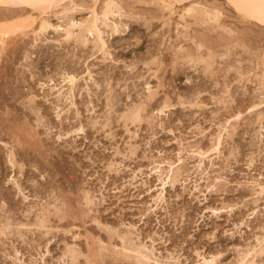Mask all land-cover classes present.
I'll return each mask as SVG.
<instances>
[{
  "label": "rangeland",
  "instance_id": "1",
  "mask_svg": "<svg viewBox=\"0 0 264 264\" xmlns=\"http://www.w3.org/2000/svg\"><path fill=\"white\" fill-rule=\"evenodd\" d=\"M91 1L77 0L80 8L70 14L75 16L78 22L84 21L83 19L86 20L88 16L91 17L93 7H96V10L100 9L105 2V0ZM118 1L123 12V17L119 16V32L112 33L109 29H103L106 30L103 37L110 52V57L106 56L107 60L102 52H96L92 48V42L85 47L73 42L60 44L56 41L58 34L52 31L47 32L44 38H39L40 41L36 44L33 43L34 36L32 37L31 34L23 36L22 33L15 38V43L7 47L4 54H0V217L8 215L14 218L17 222L13 226L16 227L11 231L16 232L19 229L18 222L34 223L33 214L29 217L24 212L29 205H41L42 202L44 204L51 199L53 202L55 196H61L62 202L59 200L56 203L59 205L65 200L64 210L67 211L66 218L61 222L56 217L51 218L50 229L46 234L45 230L39 231L36 227H32L34 225H30L31 227L27 226L28 228L24 226L27 231L21 229L24 239L16 236L17 234L8 237L1 235L3 238L0 241V264H14L12 259L14 250L20 252L19 257L23 260L16 261L17 264H92L85 261L84 257L91 255L92 252L89 251H93L90 248L93 247L95 240H98L96 238L101 236L100 238L106 240V243L108 239V232L101 229L99 223L94 221L96 216L101 222L121 230L126 229L129 223L134 224L135 229L138 230L133 231L140 230L139 233L134 234L135 236L141 235L140 239L146 237L144 240L148 243H151L150 237L154 238L155 247L158 248L157 256L160 251V256H166L168 253L181 255L180 264H195L198 260L197 252L204 255H218L220 257L218 264H234L245 250L259 248L256 237L264 233V197L261 196L259 201L255 200L257 196L252 195L254 191L250 182L257 178L264 181V143H262L264 130L261 129L263 134L257 136L260 129L258 130L256 123L259 112L264 114V104L259 108L251 109V107L258 104L260 98L264 96V89L259 83L260 72H263L261 69L264 68V25L250 18L249 21L245 19L241 13H237L228 0H193L213 9L218 6L215 9H220L218 10L222 18L220 23L225 22L227 29L224 27L218 29V24L206 22L207 25L196 24L190 16L186 17V20L182 19L178 14H182V7L187 6L188 1L174 3L172 13L167 8H163V5L160 6L157 0ZM12 9L18 11L21 7L9 9V14L12 13ZM1 12L4 16L8 14L7 10H0ZM2 14L0 16L3 17ZM53 15L50 14L53 23H60L63 20ZM117 17L118 15L115 20L118 23ZM188 21H191L189 25ZM186 24L189 28L183 29ZM227 30L232 31L229 34ZM18 33L21 34L20 31L16 34ZM178 33L183 36H179ZM46 37L49 39L45 40ZM193 38L203 45L201 53L204 58L211 51H215L216 56L215 59L212 58L211 68L205 70V62L196 60L197 64L195 60L191 62L189 58L188 62L186 57L179 58L177 55L176 50L179 52V48L176 46L180 43L179 46L184 47L183 50H191V47V52L196 50L197 42ZM184 39L186 42H182ZM236 43H239V46ZM186 46L190 47L185 48ZM229 49L233 50V55ZM225 52L228 58L222 55ZM193 54L195 58L194 56L192 58L196 59V54ZM254 56H257L263 64L261 65ZM157 60L161 61L159 65ZM256 63L261 67L258 68ZM233 64L234 67L230 69ZM60 68L77 72L81 81L79 83L82 88L76 92V108L73 106L70 111L69 105L67 106L69 101L66 104L63 100L56 105L57 100L54 98L55 95L50 96L52 92L49 86L40 85L44 82L50 85L51 76L56 83H59ZM88 69H92V80L97 82L87 78ZM241 71L244 74H241ZM87 81L89 87L92 86L90 87L92 97H89L87 90L84 89L87 87ZM262 81L264 82V78ZM148 87L155 91L156 95L158 94L154 100L146 98ZM32 92L38 97L36 102L47 113L48 120L43 119L40 125L37 124L35 115L25 109ZM45 94L48 96L45 97ZM196 94L200 96L197 97ZM261 94L263 95L259 97ZM47 98L50 101L48 103ZM167 98L171 101L169 102L171 107L159 114L158 110L165 105L163 101ZM142 101L147 104L145 114L151 116V124L146 121L141 124L125 122L121 117L122 113H125L128 107ZM61 107H65V112L61 113L63 118H58L57 110L60 111ZM240 111L241 120L237 121L233 117L236 121V131L230 136L231 139L227 133H222L224 135H222L224 140L221 146L222 153H209L205 163L203 161L202 168L205 166L203 168L205 171L201 174L202 169L196 168L197 156L191 150L196 143L198 146L208 148L211 144L210 140L212 141V138L218 134L221 126L225 125L226 121H228L227 126L232 121L235 122L231 116ZM24 122H26L25 127ZM262 122L264 124V118ZM77 124L82 125L84 130L74 134L72 131L79 128ZM21 126L25 128L26 134L23 139L14 137V132ZM257 138L260 140L259 143L258 140L256 141ZM19 139L22 140L19 141L20 145ZM186 147L190 152H184L187 151ZM11 149L15 152L16 161L19 164L23 163L22 170L10 166L7 159H9L8 151ZM251 156L254 157L253 163ZM183 157L184 160H188L185 161L187 164ZM178 158L188 166L185 165L187 171L184 175L191 177L185 184L177 183L174 187L167 185L165 200L157 207L154 205V199L160 192L161 182L156 176H148L150 168L155 165L154 162L168 160L178 162L180 161ZM112 161L117 162L116 169H119V172L108 170V165ZM177 162L176 165L180 163ZM162 165L167 167L166 163ZM139 170L145 174H141ZM134 172L139 174L137 179H133ZM15 176L21 186L26 187L25 195H30L26 201H23V194H19L15 184L10 181L13 177L16 179ZM219 176L221 179L215 182L218 186L207 189L208 185H214L212 180ZM195 183L199 184L198 187H201L202 192L198 190L199 188L194 189ZM83 190L91 191L98 201L93 211L86 212L87 215L83 214L87 209ZM216 207L226 209H223L218 216L209 209ZM229 207H233L234 210L231 212ZM254 210L256 213H253ZM113 242L116 244L118 241L113 239ZM73 244L81 249V252L83 250L82 254H84V257L81 255L76 262L71 261L69 254L66 253L67 246ZM65 254L67 256H64ZM113 257L114 255L108 254L105 257L108 261L103 258L104 263H131L126 260L124 262L123 259H120L123 262H114L117 256ZM91 259L94 260V257L92 256ZM256 260L258 264H264V254L258 256Z\"/></svg>",
  "mask_w": 264,
  "mask_h": 264
},
{
  "label": "bare ground",
  "instance_id": "2",
  "mask_svg": "<svg viewBox=\"0 0 264 264\" xmlns=\"http://www.w3.org/2000/svg\"><path fill=\"white\" fill-rule=\"evenodd\" d=\"M91 1V0H90ZM135 1V0H134ZM146 1V0H145ZM159 1V5L160 6H162L163 8H167L168 10H170V12L172 13L173 12V10H174V8H173V4L174 3H176V2H184V1H188V5L187 6H185V7H182L183 9H182V14H178V15H181L180 17L182 18V19H184V20H186L185 18L186 17H192L191 19H193L194 20V22L196 23V24H198L199 23V25H200V23H202V25H204L205 24V22L208 24V23H210V24H218V29L220 28V27H224V29H227V28H225L226 26L224 25L225 24V22H224V24H222V23H220V21H221V17H220V14L221 13H219L218 12V10H220V9H218V10H216L215 8L216 7H218V6H216L214 9L211 7H205V6H203L202 4H200V3H196V1H193V0H157V2ZM199 1V0H198ZM92 2V1H91ZM96 2H97V0H96ZM101 2H104V1H101ZM139 2V1H138ZM140 2H141V0H140ZM139 2V3H140ZM146 2H149V1H146ZM152 2V1H151ZM155 3V4H157V6H159L158 5V3ZM201 2V1H200ZM228 2L229 3H231V5L234 7V9H236V11H237V13L239 12V13H241L243 16H244V18L246 19L247 18V20L249 21V18L252 20H256V21H258V22H260L261 24H263L264 25V0H228ZM90 3V2H89ZM142 3H144V4H148V3H145L144 1H142ZM165 3L167 4V5H165ZM183 4V3H182ZM204 4V3H203ZM205 4H207V3H205ZM209 4H211V3H209ZM91 5V4H90ZM89 5V6H90ZM98 5H99V2H98ZM215 5V4H214ZM213 5V6H214ZM97 6V5H96ZM101 6V5H100ZM134 6V5H133ZM19 7H21V10L19 9L18 11H15V10H13L12 9V13L11 14H9L8 13V10L9 9H11V8H19ZM79 7V5H78V2H77V0H0V10H2V11H4V10H7V15H5L4 16V14H2V12L0 13V15L2 14L3 15V17L2 16H0V54H4V52L6 51V49H7V47H9V45H11L13 42L15 43V38L16 37H18V36H20V35H22V33H23V36H28V35H32V37L34 36V38H32L33 39V41H35V42H33V43H37V41H40L39 40V38H44L45 36H47L46 34H47V32H54V33H57L58 35V39H56V41L57 42H59L60 44H62V42H68V43H71V42H73V43H75L76 45H80V47L81 46H87V44H90V42H92L93 44V46H92V48H94L95 49V51L96 52H102V54H103V57L105 56V59L107 58L106 56H109L110 57V52H109V50H108V46H107V44H106V41H105V39H104V37H105V31L103 30V29H109V31H112V33L114 32V33H116V32H119V21H120V19H119V16H122V6L120 5V3H119V1L118 0H105V2H104V4L100 7V9L99 8H97V10H96V7H93V9H92V15H91V17H87L86 18V20L85 19H83L84 21H80V22H78L74 17H73V15L72 14H70V13H75V11L74 10H77L78 11V9L80 8H78ZM161 7V8H162ZM91 8V6L89 7V9ZM4 9V10H3ZM82 9V8H81ZM88 9V10H89ZM130 9V8H129ZM167 9L165 10V11H167ZM176 9V8H175ZM222 9V8H221ZM131 10V9H130ZM10 11V10H9ZM74 11V12H73ZM162 11H164V9L162 10ZM4 13V12H3ZM177 13V12H176ZM223 13V12H222ZM238 13V14H239ZM50 14H54L55 16H58V19L60 18H62L63 20L60 22V23H53L52 21H51V17H50ZM90 14V13H89ZM88 14V15H89ZM53 15V16H54ZM59 15H60V17H59ZM118 15V23H117V20H115L116 18V16ZM168 15V14H167ZM169 15H171V14H169ZM223 15V14H222ZM237 15V14H236ZM174 16V15H173ZM123 17V16H122ZM171 17H172V15H171ZM180 17H179V19H180ZM240 17V16H239ZM242 17V16H241ZM221 18V19H220ZM57 19V20H58ZM82 19V18H81ZM111 19H113L114 21L112 22V20ZM168 19V18H167ZM224 19V18H223ZM241 19H243V18H241ZM80 20V19H79ZM240 20V19H239ZM60 21V20H59ZM169 21H170V19H169ZM208 21H211V22H208ZM171 22V21H170ZM181 22H183L182 20H181ZM191 22V21H190ZM189 21H188V25H189V23H190ZM242 22V21H241ZM245 22V21H244ZM254 22V21H253ZM184 23H186L185 21H184ZM192 23H193V21H192ZM191 23V24H192ZM256 23V22H255ZM180 24V23H179ZM179 24H178V26H179ZM183 24V23H182ZM207 24H205V25H207ZM224 25V26H222V25ZM227 24V23H226ZM185 25V24H184ZM184 25H182V28H183V26ZM187 25V24H186ZM188 25L187 26H184L185 28H183V29H186V27H188ZM194 25V24H193ZM168 26H169V24H168ZM192 26V25H191ZM176 27V26H175ZM189 28V27H188ZM213 28V27H212ZM229 28H230V26H229ZM192 29V28H191ZM215 29H217L216 27H215ZM261 29V28H260ZM214 30V29H213ZM222 30V29H221ZM21 32V34L20 33H18V34H16L17 32ZM108 31V32H109ZM188 31H189V29H188ZM188 31H186V32H188ZM207 31V30H206ZM220 31V30H219ZM218 31V32H219ZM226 31V30H225ZM228 31V33L230 34V32L232 31H230V30H227ZM241 31V30H240ZM177 32V31H176ZM104 33V34H103ZM261 33V32H260ZM264 33V32H263ZM15 34V35H14ZM180 33H178V35H179ZM190 34V33H189ZM238 34H240V33H238ZM259 34V33H258ZM14 35V36H13ZM185 35H186V37H187V34L185 33ZM191 35V34H190ZM196 35V34H195ZM225 34L223 33V36H224ZM104 36V37H103ZM179 36H183L182 34L181 35H179ZM192 36H194L193 34H192ZM219 36V35H218ZM217 36V37H218ZM221 36V35H220ZM219 36V37H220ZM229 36V35H228ZM260 36V35H259ZM218 37V38H219ZM231 37H233V36H231ZM56 38V37H55ZM90 38H92V40L90 39ZM170 38V37H169ZM168 38V39H169ZM179 38V37H178ZM184 38V37H183ZM192 38V37H191ZM228 38H230V37H228ZM236 38V37H235ZM257 38V37H256ZM49 38L48 37H46L45 38V40H48ZM194 39V38H193ZM192 39V40H193ZM197 39H199V37H197ZM222 39V38H221ZM232 39V38H231ZM230 39V40H231ZM234 39V38H233ZM232 39V40H233ZM43 40V39H42ZM191 40V41H192ZM195 40V39H194ZM224 40H225V38H224ZM230 40H228V41H230ZM55 41V40H54ZM55 41V42H56ZM198 41V40H197ZM196 40H195V42H197ZM201 41V40H200ZM212 41H214V40H212ZM182 42H186L185 41V39H184V41H182ZM188 42H189V40H188ZM193 42V41H192ZM195 42H193V43H195ZM211 42V41H210ZM227 42V41H226ZM231 43H232V41H230ZM237 42V41H236ZM32 43V42H31ZM180 43V42H179ZM225 43V42H224ZM228 43V42H227ZM235 43V42H234ZM233 43V44H234ZM181 44V43H180ZM179 44V45H180ZM236 44H238V46H239V43H236ZM109 45V44H108ZM178 45V44H177ZM176 46V47H178L179 49H178V51L179 52H177V50H176V53H177V55L179 56V58L180 57H186L185 59H186V61L188 60V62H189V59L190 60H192L191 62H193V60H195L194 62L195 63H197L196 62V60L197 61H202V62H205V64H206V68H205V70L207 69V68H211V66H212V64H211V61L213 60L212 58H214L215 56H216V54H215V51H211V53H208V55H207V57L206 58H204V56H203V54L201 53L202 52V44L201 43H196V50L193 52H191V50H192V47H191V50H183V48L182 47H180V46ZM183 45V44H182ZM205 46V45H204ZM235 46H237V45H235ZM243 46V45H242ZM17 47V46H16ZM175 47V48H176ZM188 46H186L185 48H187ZM190 47V46H189ZM188 47V48H189ZM244 47V46H243ZM91 48V49H92ZM195 48V47H194ZM193 48V49H194ZM78 49V48H77ZM97 49V50H96ZM177 49V48H176ZM233 49V48H232ZM263 49V48H262ZM201 50V51H200ZM226 50V49H225ZM230 50V49H229ZM229 50H227L228 51V53H229ZM232 51L233 50H230V52H231V54H232ZM26 52V51H25ZM27 52H29V51H27ZM263 52H264V50H263ZM262 52V53H263ZM30 53V52H29ZM33 53V52H32ZM31 53V54H32ZM193 53H195L196 54V59H194L195 58V55L193 54ZM226 53L227 52H225V53H223L222 55H226ZM235 53V52H234ZM12 54V53H11ZM28 54V53H27ZM27 54H25V56H28ZM30 54V55H31ZM251 54V53H250ZM89 55V54H88ZM228 55V54H227ZM226 55V56H227ZM233 55V54H232ZM232 55L230 56V57H232ZM251 55H253V54H251ZM254 55H257V54H255L254 53ZM263 55V54H262ZM176 56V55H175ZM194 56V58H192ZM258 56V55H257ZM256 56V57H257ZM30 57V56H29ZM76 57V56H75ZM234 57V56H233ZM256 57L254 56V58L256 59ZM28 58V57H27ZM178 58V59H179ZM189 58V59H188ZM227 58H228V56H227ZM260 58L262 59V57H261V55H260ZM77 59V58H76ZM104 59V58H103ZM178 59H177V61H178ZM215 59V58H214ZM257 59H258V57H257ZM107 60V59H106ZM181 60V59H180ZM259 60V59H258ZM257 60V61H258ZM78 61V60H77ZM183 61V60H182ZM214 61H216V60H214ZM260 61V63H261V60H259ZM160 62L161 61H159V60H157V64L159 65L160 64ZM190 62V63H191ZM198 64V63H197ZM252 64V63H251ZM263 64V62L261 63V65ZM237 65V64H236ZM243 65V64H242ZM253 65V64H252ZM256 65H257V63H256ZM29 66V65H28ZM64 66V65H63ZM62 66V67H63ZM225 66V65H224ZM227 66V65H226ZM239 67H240V65H238ZM258 66V68L259 67H261L260 65H257ZM90 67V66H89ZM230 67V66H229ZM232 67H234V64H233V66L231 65V67H230V69L232 68ZM238 67V68H239ZM214 68V67H213ZM241 68V67H240ZM245 68V67H244ZM252 68V67H251ZM250 68V69H251ZM61 69V68H60ZM74 69V68H73ZM216 69V68H215ZM224 69H225V67H224ZM257 69V68H256ZM92 70V69H91ZM91 70L90 69H88L87 71V75H88V77L87 78H89L92 82H97V81H93L92 79H93V75H92V73H91ZM204 70V71H205ZM209 70V69H208ZM223 70V69H222ZM249 70V69H248ZM261 70H263V72L261 73L260 72V76H259V80H260V87H262V89H264V82L262 81V79L264 78V68L263 69H261ZM229 71H231V70H229ZM209 72H210V70H209ZM226 72V71H225ZM236 72V71H235ZM77 72H75L74 73V71L73 72H70V71H66V70H60V72H59V74H60V78H61V80H60V82L59 83H56V81H54V78H52V76L51 77H49L50 79H49V82L51 83L50 85L47 83V82H44V83H42V84H40V85H42V86H45L46 84V86H49V88H50V91L52 92L51 94H50V96L51 95H55V100H57L56 101V105H59L60 103L59 102H61L62 103V101L63 100H65V103L67 104L68 102L67 101H69V104H67V106H68V110L70 111V109H71V107H75L76 106V101H75V99H76V92L78 91V89L80 88H82L81 87V84L79 83V81H80V78H79V74H76ZM238 73V72H237ZM240 73V72H239ZM248 73V72H247ZM253 73V72H252ZM58 74V75H59ZM154 74V73H153ZM241 74H244L243 73V71H241ZM241 74H239L240 76H241ZM211 75V74H210ZM237 75V74H236ZM240 76H238V77H240ZM255 76V75H254ZM258 76H256V78L258 77ZM33 77L34 76H32V79H33ZM154 77H155V75H154ZM241 78H243V77H241ZM87 80V79H86ZM94 80H96V79H94ZM258 80V81H259ZM81 82V81H80ZM149 83V82H148ZM161 83V82H160ZM92 84H94V83H92ZM97 84V83H96ZM95 85V84H94ZM86 88H84L85 90H87V93H88V95H89V97L91 96L90 95V91H91V89H90V87H92V86H90L89 87V84H88V81H87V83H86ZM147 86H150V85H147ZM67 87V88H66ZM258 87V86H257ZM83 89V90H84ZM257 89V88H256ZM84 90V91H85ZM158 90V89H157ZM260 90V89H259ZM93 91V90H92ZM45 92V91H44ZM80 93H81V90H80ZM93 94V93H92ZM255 94V93H254ZM264 94V93H263ZM263 94H261L259 97H261ZM46 95V94H45ZM48 95H49V93H48ZM48 95H46L45 97H47ZM158 95V94H157ZM157 95H156V92L155 91H152V89L150 88V87H148V95H147V100H154V98L155 97H157ZM196 96H197V94H196ZM200 96V95H199ZM199 96H197V97H199ZM92 97V96H91ZM196 97V98H197ZM233 97V96H232ZM38 97H37V95H35V94H33V92L30 94V96H29V100H28V102H27V106H25L26 108L25 109H28L30 112H32L34 115H35V120L37 121V124H41V122H42V120L43 119H45L46 118V116H47V113L46 112H44L43 111V108H42V106H39V104L36 102ZM49 98V97H48ZM47 98V99H48ZM65 98V99H64ZM108 98V100H109V97H107ZM179 98H180V96H179ZM138 99V98H137ZM181 99V98H180ZM54 100V101H55ZM139 100V99H138ZM169 100V101H168ZM196 100V99H195ZM48 101H49V99L47 100V103H48ZM198 101V100H197ZM50 102V101H49ZM132 102V101H131ZM163 102H165V105H163L161 108H159V110H158V112H159V114L160 113H164L165 112V109H167V108H169V107H171V103L169 104V102H171L170 101V99H166L165 101H163ZM168 102V103H167ZM228 103V102H227ZM26 104V103H25ZM90 104H92V101L90 102ZM114 104V103H113ZM169 104V105H168ZM225 104L226 103H224V106H225ZM262 104H264V96L262 97V98H260V101H259V103L258 104H254L252 107H251V109H254V108H259ZM53 105H55V103L53 104ZM128 105V104H127ZM149 105V104H148ZM61 106V105H60ZM78 106V105H77ZM200 106V105H199ZM263 106V105H262ZM90 107V106H89ZM125 107V106H124ZM67 108V107H66ZM76 108V107H75ZM52 109V108H51ZM55 109V108H54ZM58 109V108H57ZM60 109V108H59ZM64 110V111H63ZM107 110V109H106ZM110 110V109H109ZM113 110H115V109H113ZM146 110H147V104L144 102V101H142V102H140V103H136L135 105H132L131 107H128V109H127V111L125 112V113H122V118L125 120V122H131V123H137V124H141L142 122H144V121H146V122H148L149 124H151V121H152V118H151V116H149V114H145L146 113ZM155 110V109H154ZM168 110V109H167ZM166 110V111H167ZM58 111V113H57V117L58 118H61L62 116H61V113L62 112H65V107H61V109H60V111L59 110H57ZM72 111V110H71ZM90 111H91V109H90ZM151 111V110H150ZM148 112V111H147ZM152 112V111H151ZM156 112V111H155ZM157 112V113H158ZM46 113V114H45ZM73 113V112H72ZM30 114V113H29ZM77 114H79V110H77ZM153 114V113H152ZM156 115V114H155ZM110 116V115H109ZM159 116V115H158ZM160 117V116H159ZM232 118V120H234L235 121V119L234 118H236V120L238 121V120H241V117H242V115H241V111L240 112H237V113H235L233 116H231ZM234 117V118H233ZM255 117V116H254ZM63 118V117H62ZM109 118V117H108ZM156 118V117H155ZM154 118V119H155ZM264 118V114L263 113H261V112H259V114H258V117L256 118L257 119V122L256 123H258V130L260 129V131H259V133L257 134V136L258 135H261V134H263V133H261L262 131H261V129H263L264 130V124H263V122H262V119ZM47 119V118H46ZM45 119V120H46ZM106 119V118H105ZM226 119H228V118H226ZM230 119V120H231ZM48 120V119H47ZM229 120V119H228ZM231 120V121H232ZM26 122L28 121V120H25ZM44 121V120H43ZM61 121V120H60ZM256 121V120H255ZM26 122H24L23 123V126L25 125V123ZM97 122V121H96ZM96 122H95V124H96ZM153 122H154V120H153ZM152 122V123H153ZM227 122L228 121H226V123H225V125H223V126H221L222 128L219 130L218 128V134H217V132H216V134L217 135H215L213 138H212V141L210 140V145H209V147L208 148H204V147H202V146H198L197 145V143H196V146H194L193 148V150H191V151H193V154L195 155V156H197V161H198V163H197V165H196V168L197 169H202V173L201 174H203L204 173V167L202 168V165H203V161H204V163H205V160L207 159V157H208V154L210 153V154H212V152H216V153H222L221 152V149L223 148V147H221L222 146V143H223V141L224 140H222V137L224 136L222 133L223 132H225V133H227V136L229 135V137L230 136H232L233 134H234V132L236 131L235 130V124H236V121L235 122H231V123H229L228 125L229 126H227L226 124H227ZM230 122V121H229ZM36 123V122H35ZM43 123V122H42ZM153 124H155V123H153ZM28 125H29V122H28ZM38 125V126H39ZM78 126H79V124H77ZM127 125V124H126ZM74 126V125H73ZM156 126V125H155ZM219 127H220V123H219V125H218ZM25 127V126H24ZM104 127V126H103ZM26 128H28L27 126H26ZM47 128V127H46ZM74 128V127H73ZM15 129H17V128H15ZM25 128H23L22 126H21V128L20 129H18V130H16V132H14V137H21L22 139H23V137L26 135L25 134V130H24ZM62 129V128H61ZM4 130V129H3ZM50 130V129H49ZM59 130V129H58ZM84 130V128L82 127V125L81 126H79V128H77V129H74L72 132H74V134L75 133H79V132H81V131H83ZM169 130H171V129H169ZM127 131V130H126ZM8 132V131H7ZM130 132V131H129ZM59 133H61V132H59ZM7 134V133H6ZM34 134H35V132H34ZM68 134H70V131L68 130ZM129 134H131L132 135V133H129ZM223 135V136H222ZM12 136V135H11ZM264 136V135H263ZM64 137V136H63ZM130 137V136H129ZM134 137V136H133ZM261 137V136H260ZM259 137V138H260ZM27 138V137H26ZM59 139L61 138V135L58 137ZM67 138V137H66ZM130 138H132V137H130ZM259 138H257L256 139V141L259 139ZM224 139V138H223ZM230 139H231V137H230ZM264 139V138H263ZM131 140H133V139H131ZM226 140V139H225ZM19 141H21L22 142V140L21 139H19L18 140V142ZM255 141V142H256ZM259 141L260 140H258V142L257 143H259ZM263 141V140H262ZM4 142V141H3ZM181 142V141H180ZM6 143V142H5ZM225 143V142H224ZM262 143H264V142H262ZM4 144V143H3ZM8 144V143H7ZM16 144V143H15ZM21 143L19 142V145H20ZM182 144V143H181ZM181 144H179V146L181 145ZM195 144V143H194ZM201 144V143H200ZM129 145H131V144H129ZM183 145V144H182ZM193 145V144H192ZM202 145V144H201ZM260 145V144H259ZM16 146V145H15ZM132 146V145H131ZM138 146V145H137ZM198 146V147H197ZM258 146V145H257ZM13 147V146H12ZM183 147V146H182ZM196 147V148H195ZM7 148H8V146H7ZM18 148V147H17ZM185 148V147H184ZM190 148H191V146H190ZM14 149V148H13ZM262 149V148H261ZM118 150V149H117ZM134 150L135 149H133V152H134ZM180 150H181V148H180ZM186 150H187V147H186ZM190 149H188L187 151H185L184 150V152H187L188 153V151H189ZM234 150V149H233ZM7 151V150H6ZM182 151V150H181ZM9 152V154H8V158L9 159H7L8 160V162H9V164H10V166H12L13 168H15V167H18V169H20V170H22L23 169V167H24V165H23V163L22 164H19L17 161H16V159H15V152L11 149L10 151H8ZM7 152V153H8ZM130 152V151H129ZM183 152V153H184ZM190 152V151H189ZM118 153V152H117ZM182 153V152H181ZM192 153V152H191ZM262 153V152H261ZM131 154V153H130ZM17 155V154H16ZM146 155V154H145ZM180 155V154H179ZM186 155V154H185ZM181 156H183V154L181 155ZM17 157V156H16ZM187 157H189V155H187ZM186 158V157H185ZM190 158V157H189ZM193 157H191V159H192ZM206 158V159H205ZM179 159V158H178ZM188 159V158H187ZM195 159H196V157H195ZM212 159V158H211ZM210 159V160H211ZM20 160V159H19ZM154 160V159H153ZM180 161H178V162H180V163H178L177 161V165L175 164L176 162L174 161V162H172V161H161V162H154L155 163V165L154 166H152L151 168H150V173L148 174V176H156L157 178H158V180L161 182L160 184H161V189H160V192L157 194L158 196L154 199V202H155V204L154 205H156L157 207H158V205L160 204V202L162 203V201H164L165 200V192L167 191V189H166V187H167V185H170V186H172V187H174L175 186V184H177V183H181V182H183V184H185L186 183V181L191 177V175H190V177L188 176V175H184L185 174V172L187 171L186 169H185V165L187 164L185 161H188V160H184V157H183V160H184V162L186 163H184V162H181L182 161V159L180 158L179 159ZM253 161H254V157H252L251 156V163H253ZM163 163H166L167 164V167L165 168L162 164ZM211 164H212V162H211ZM118 164H117V162L115 163L114 161H112V162H110L109 163V165H108V170H110L111 172L113 171V172H119V169H116V166H117ZM195 165V164H194ZM36 166V165H35ZM187 166V165H186ZM251 166V165H250ZM188 167V166H187ZM43 169V168H42ZM194 169V168H193ZM196 169V170H197ZM15 170H17V169H15ZM19 171V170H18ZM197 171H199V170H197ZM207 171V170H206ZM41 172V171H40ZM139 172L141 173V174H145L144 172H142V170H139ZM20 173V172H19ZM38 173V172H37ZM136 172H134V174H135ZM199 173V172H198ZM210 173V172H209ZM19 175H22V174H19ZM35 175V174H34ZM209 175V174H208ZM143 175H141V177H142ZM16 177V176H15ZM43 177H44V175H43ZM139 177V174L137 175V174H135L134 176H133V179H137ZM147 177V176H146ZM205 177H206V175H205ZM263 177V176H262ZM256 178V177H255ZM192 179V178H191ZM198 179V178H197ZM220 180L221 179V177L219 176V177H216V178H214V180H212V181H214V185L213 184H211V185H208V188L207 189H209L211 186L212 187H216V186H218L217 185V183H216V185H215V182L217 181V180ZM224 179V178H223ZM261 179V178H260ZM8 180V179H7ZM19 179H17V177H16V179L13 177V178H11L10 179V181H12L14 184H15V186L17 187L16 189H18V192H19V194L21 193V194H23V201H26V200H28V198H29V196L28 195H25V193H24V189L26 188H23L22 186H21V183H19V181H18ZM193 180V179H192ZM196 180V179H195ZM201 180V179H200ZM206 180V179H205ZM204 180V181H205ZM211 180V179H210ZM191 181V180H190ZM197 181V180H196ZM202 181V180H201ZM33 182V181H32ZM31 181H30V183H32ZM248 182V181H247ZM135 183V182H134ZM212 183V182H211ZM249 183V182H248ZM4 184V183H3ZM13 184V185H14ZM35 184V183H34ZM37 184V183H36ZM196 184V185H195ZM194 185V189H198L199 187H198V185H197V183H195ZM210 184V183H209ZM32 185V184H31ZM190 185V184H189ZM250 185H252V190L254 191L253 192V194L252 195H256L257 196V198L255 197V200H257V201H259V199H261L260 197L261 196H263L264 197V181L261 179V180H259L258 178L257 179H252V181L250 182ZM34 187V186H33ZM169 187V186H168ZM250 187V186H249ZM38 188V187H37ZM2 189V188H1ZM12 189V188H11ZM201 189V187L198 189V190H200ZM15 190V189H14ZM193 190V189H192ZM210 190V189H209ZM83 191H85V190H83ZM1 192V191H0ZM2 192H3V190H2ZM6 192V191H5ZM200 192H202L201 190H200ZM84 203H85V205H86V210L83 212V214L84 215H87L86 214V212L89 210V211H93V207L97 204L96 202H98V201H96V199H97V197L95 196V195H93L92 194V192L91 191H89V190H87V191H85L84 193ZM82 194V195H83ZM165 194V195H164ZM1 195V194H0ZM53 195V194H52ZM5 196H6V194H5ZM22 196V195H21ZM36 196V195H35ZM103 196V195H102ZM101 196V197H102ZM1 197V196H0ZM44 198V197H43ZM3 199V198H2ZM4 200V199H3ZM2 200V201H3ZM53 199H51V201H52ZM59 200L62 202V197L60 196H55V198H54V201L53 202H51V201H49V202H44V204H43V202L41 203V205L40 204H37L39 207H37V205L35 204V205H29L28 207H26L27 209H26V211H24L25 212V214H26V216L27 215H29V217H32L31 215L33 214V217H34V223H32V224H30L31 222L30 221H28V222H22V221H20V222H18V224H17V226L19 227V229L16 231V228H15V231L16 232H13V231H11V230H14V229H12V228H14V227H16V226H13V224H15V222H17V221H15L14 220V218L12 219V217L11 216H8V215H1L2 217H0V241H2V239L1 238H3L2 236H9V235H16V236H19V238H22L23 236H24V233H22L21 231L22 230H24L25 228H24V226L25 227H27V226H30V225H34V226H32V227H36L37 228V230H39V231H43V230H45L44 232H45V234L46 233H48V229H50V223H51V218H53V217H56L57 219H58V221L59 222H61L62 220H64L65 218H66V210H64V205H66V201L65 200H63V203H61V204H63V207L60 205V203H59V205H58V203H56L57 201L59 202ZM102 200V199H101ZM31 201V200H30ZM44 201V200H43ZM7 202V201H6ZM5 202V203H6ZM9 202V201H8ZM7 202V203H8ZM28 202V201H27ZM36 202V201H35ZM34 202V203H35ZM101 201H99V203H100ZM6 203V204H7ZM37 203H38V201H37ZM82 203V202H81ZM24 204V203H23ZM22 205V204H21ZM99 205V204H98ZM224 206V205H223ZM9 207V206H8ZM19 207H20V205H19ZM81 207H82V205H81ZM97 207V206H96ZM95 207V208H96ZM151 207V206H150ZM155 207V206H154ZM229 208H231L230 210H231V212H232V210H234V209H232L233 207H229ZM5 209V208H4ZM13 209H14V207H13ZM70 209V208H69ZM152 209V208H151ZM209 209H211L212 210V212L214 213V214H217L218 216H219V213H221V211L223 210V209H226V208H224V207H222V208H209ZM11 210V209H10ZM15 210V209H14ZM25 210V209H24ZM150 210V208H148V211ZM2 211V210H1ZM19 211H21V210H19ZM23 212V213H24ZM78 212H80V211H78ZM154 212H156V211H154ZM10 213V212H9ZM152 213V212H151ZM253 213H256V210H254V212ZM81 214V213H80ZM83 214H81V215H83ZM12 215V214H11ZM19 217V216H18ZM86 217V216H85ZM88 217V216H87ZM25 218V217H24ZM82 219V218H81ZM17 220V219H16ZM22 220V219H21ZM31 220V219H30ZM55 220V219H54ZM26 221H27V219H26ZM94 221L96 222V223H99L98 225H100V227H101V229H105L107 232H108V234H107V243L105 242L106 240H102L101 238V236H99V238H96V239H98L97 241L95 240V242H94V240H93V245L91 244V243H89V244H91L93 247L92 248H90V249H92L93 251H89L88 250V248H87V250L89 251V252H92L91 253V255L89 256H85L84 257V254H82V252H83V250H82V252H81V249L79 250L74 244L73 245H70V246H67V251H66V253H68L69 254V257H70V260L71 261H73V262H76V261H78L79 260V257L81 256V257H84L85 258V261L87 260L89 263H92V264H108V263H104V259H106L105 257H107V255L108 254H111V255H114V257H116L117 256V258H115L114 259V262L116 261H120V262H125V260L126 261H129V262H131L130 264H180V257H181V255L180 256H177V255H175L174 253H168V254H166V256H160L159 254H160V252H159V254H158V256H157V250H158V248H156L155 247V240H154V238L153 237H150V236H148V237H150V242L151 243H148V241L147 242H145V238L146 237H144V239H140V236L138 235V234H136V236L134 235L135 233H139V231H133L134 229H135V225L134 224H130L129 223V226H127L126 227V229H118L117 227H115V226H110V225H108V223H103V222H101L100 220H99V218L96 216V217H94ZM125 221V220H124ZM113 222V221H112ZM242 222V221H241ZM115 223V222H114ZM159 223V222H158ZM161 223V222H160ZM244 223V222H243ZM242 223V224H243ZM58 224V223H57ZM123 225V224H122ZM13 226V227H12ZM124 226H125V224H124ZM31 227V226H30ZM29 227V228H30ZM75 227V226H74ZM22 228H24V229H22ZM28 228V227H27ZM22 229V230H21ZM58 229V228H57ZM26 231H27V229H25ZM29 230V229H28ZM51 230H53V229H51ZM67 230H69V229H67ZM135 230H138V228L137 229H135ZM263 230H264V227H263ZM106 232V233H107ZM51 233V232H50ZM53 233V232H52ZM141 233V232H140ZM2 235V236H1ZM26 235V234H25ZM42 235V234H41ZM44 235V234H43ZM50 235V234H49ZM133 235L135 236V237H133ZM263 235V237L261 238V236ZM260 237L258 236V237H256V242H258L257 243V245L259 244V248H257V247H254L253 248V250H251V249H247V250H245L243 253H241L240 255H239V258H237L236 259V263L234 262V264H258L257 263V260H256V258L258 257V256H261L262 254H264V233L262 234ZM44 236H47V235H44ZM56 236V235H55ZM78 236V235H77ZM143 236V235H142ZM145 236V235H144ZM15 237V236H14ZM101 237V238H100ZM160 237V236H159ZM10 238V237H9ZM24 238H25V236H24ZM24 238H22V239H24ZM136 238H138L137 240H136ZM93 239V238H92ZM113 239H117V241L118 242H116V244H114V242L116 241H114L113 243H112V240ZM149 239V238H148ZM34 240V239H33ZM144 240V241H143ZM157 240V239H156ZM161 240V239H160ZM109 241V242H108ZM158 241V240H157ZM166 241H168L167 239H166ZM87 246H89V245H87ZM79 247V246H78ZM91 247V246H90ZM16 248V247H15ZM81 248V247H80ZM87 251V252H88ZM86 252V253H87ZM85 253V254H86ZM20 252L18 251V250H14V256L12 257L11 255V257H12V259H14V264H17L16 263V261H19V262H21V261H23V260H21V258L19 257L20 255ZM209 254V253H208ZM64 256H67L66 254L64 255ZM94 257V260H92L91 259V257ZM113 257V258H114ZM197 257H198V260H196L197 262L195 263V264H218V262H219V256L217 255H204V253L202 254V253H200V252H197ZM104 258V259H103ZM112 258V259H113ZM11 259V258H10ZM120 259H123V261L122 260H120ZM70 260H68V262L70 261ZM107 261H108V259H106ZM110 261H112L113 262V260H111V258H110ZM263 262V261H262ZM119 263V262H118ZM193 263V262H192ZM27 264V263H26ZM88 264V263H87ZM114 264H117V263H114ZM124 264H126V263H124ZM190 264V263H189Z\"/></svg>",
  "mask_w": 264,
  "mask_h": 264
}]
</instances>
